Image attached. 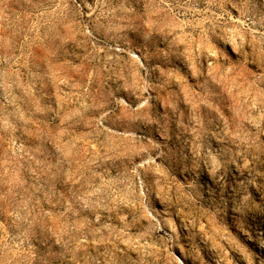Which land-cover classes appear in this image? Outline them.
Wrapping results in <instances>:
<instances>
[{
	"label": "rangeland",
	"instance_id": "374dc122",
	"mask_svg": "<svg viewBox=\"0 0 264 264\" xmlns=\"http://www.w3.org/2000/svg\"><path fill=\"white\" fill-rule=\"evenodd\" d=\"M0 264H264V0H0Z\"/></svg>",
	"mask_w": 264,
	"mask_h": 264
}]
</instances>
